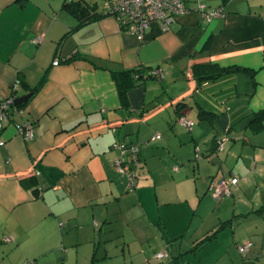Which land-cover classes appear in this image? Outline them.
<instances>
[{"label":"crops","instance_id":"1","mask_svg":"<svg viewBox=\"0 0 264 264\" xmlns=\"http://www.w3.org/2000/svg\"><path fill=\"white\" fill-rule=\"evenodd\" d=\"M201 1L222 15L184 0L139 40L104 0H0V100L15 108L0 131V264H264V0ZM204 63L244 69L202 79ZM137 69L121 95L113 72ZM117 142L138 146L133 189ZM224 176L238 183L215 199Z\"/></svg>","mask_w":264,"mask_h":264},{"label":"built area","instance_id":"2","mask_svg":"<svg viewBox=\"0 0 264 264\" xmlns=\"http://www.w3.org/2000/svg\"><path fill=\"white\" fill-rule=\"evenodd\" d=\"M104 12L113 16L122 27L128 29L137 36L139 40H142L145 35V31L149 28L152 22H159L164 29H169L173 23L177 21V18L187 11V7L184 4V0H104L103 2ZM194 9L200 12V14L208 20L219 17L222 15L221 7L207 8V5L197 0ZM40 37L34 38L35 42H38ZM60 59L56 57L53 60V64L57 65ZM152 75L161 77V71L151 69ZM15 87L18 83L14 84ZM12 99L0 100V131L3 129V125L6 121L11 119L12 113L15 108L11 106ZM178 121L185 125L187 128L191 127L192 121L179 116ZM18 131L24 139H31L34 136L33 126L29 122L18 124ZM160 135L154 134L151 138L157 139ZM227 139V136L221 135L219 138V147L222 142ZM119 154L114 161V166L118 172L126 175V185L129 189H133L137 184V176L135 173V167L138 164V146L130 145L124 146L118 142L114 144ZM173 169H177L176 166ZM238 183V178L235 176H224L216 181H212L209 185V192L215 199H223L231 196L233 193V187ZM4 240H10L9 237H5ZM249 242H245L238 246L240 252H244L249 246ZM168 253L166 250L155 253V258L160 260L166 258Z\"/></svg>","mask_w":264,"mask_h":264},{"label":"trees","instance_id":"3","mask_svg":"<svg viewBox=\"0 0 264 264\" xmlns=\"http://www.w3.org/2000/svg\"><path fill=\"white\" fill-rule=\"evenodd\" d=\"M68 7H71L70 5H68ZM73 8V11L76 13V14H79L77 11H75L74 7H71ZM84 10H82L80 12V20L81 21H86L92 17H95L96 16H99L97 12L95 11H91L90 8L89 9H86V8H83ZM102 14L104 15H109L108 13L104 12V7L102 5ZM199 75L201 76L202 79H206V78H215L217 76H220L221 74L227 72V71H232V70H241V69H244V68H238V67H230V68H226V67H220L216 64H213V63H204V64H200L199 66ZM151 70V69H150ZM149 70V73H147V76H155V75H152V73L150 72ZM133 72V71H132ZM132 72H129V71H125V72H121L119 73L120 75L122 76H125L126 77V80H123L122 82L119 81V78H117V76L115 75V73L117 72H113V77L117 83V86H119L120 88V94H124V92L126 91V89H128L129 87H131L132 85L134 84H137L139 82V78L143 77V73L141 71H139V69L135 70V76H132ZM213 234V233H212ZM212 234H207L203 239H201L199 242H198V245H201L203 243H205L209 238L210 236H212ZM194 250V249H193ZM161 260V259H160ZM174 264H184V262H182L180 259H173L172 260Z\"/></svg>","mask_w":264,"mask_h":264},{"label":"water","instance_id":"4","mask_svg":"<svg viewBox=\"0 0 264 264\" xmlns=\"http://www.w3.org/2000/svg\"><path fill=\"white\" fill-rule=\"evenodd\" d=\"M28 97H29V94L26 96H23V97H18V98H16V100L14 102H15V104L24 102Z\"/></svg>","mask_w":264,"mask_h":264},{"label":"rangeland","instance_id":"5","mask_svg":"<svg viewBox=\"0 0 264 264\" xmlns=\"http://www.w3.org/2000/svg\"><path fill=\"white\" fill-rule=\"evenodd\" d=\"M25 264V263H24Z\"/></svg>","mask_w":264,"mask_h":264}]
</instances>
